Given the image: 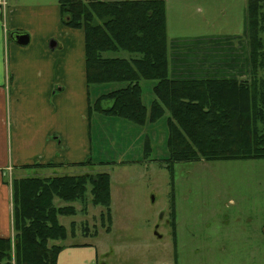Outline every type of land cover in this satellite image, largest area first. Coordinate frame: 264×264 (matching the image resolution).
Segmentation results:
<instances>
[{
    "label": "trees",
    "instance_id": "trees-1",
    "mask_svg": "<svg viewBox=\"0 0 264 264\" xmlns=\"http://www.w3.org/2000/svg\"><path fill=\"white\" fill-rule=\"evenodd\" d=\"M263 4L264 0H246L242 35L178 39L170 49L166 0H59L61 23L83 34L89 113L140 126L166 115L165 168L172 185L175 163L264 160V79L259 76L264 67ZM170 50L173 56L182 51L185 54L178 57L194 62L200 54L205 69L182 64L177 57L171 63ZM120 52L128 56H105ZM142 81L154 82L149 111L142 102ZM103 84L121 87L101 95L93 107L88 88ZM104 102L111 105L103 107ZM150 158L146 152L144 161ZM91 164L89 159L75 166ZM52 166L56 165H47ZM87 184L91 203L105 209L101 226L107 224L110 232L107 173L14 179L13 235L0 238V263L56 264L62 248L55 243L67 239L58 218L73 216L75 210L56 207L53 200L75 202L83 198Z\"/></svg>",
    "mask_w": 264,
    "mask_h": 264
},
{
    "label": "rangeland",
    "instance_id": "rangeland-1",
    "mask_svg": "<svg viewBox=\"0 0 264 264\" xmlns=\"http://www.w3.org/2000/svg\"><path fill=\"white\" fill-rule=\"evenodd\" d=\"M4 1L10 7H29L30 15L38 13L44 18L42 26L30 22L22 27L31 37L30 45L23 48L37 43L38 31L42 30L46 37L43 62L45 58L51 66L61 67L67 63L83 70L81 32L61 25L59 0ZM216 3H219L216 8H207L204 13L197 12L199 7L185 8L183 18L176 11L181 8V2H176L178 7L168 12L170 49L174 42L171 32L242 35L246 0ZM222 9L223 15L217 17L215 12L220 13ZM53 17L59 20V26ZM260 38L264 53V31ZM182 54L185 53L178 51L177 56H173L170 50L171 63L177 57L182 64L195 63L205 69L206 62L198 60L200 54L195 62L178 57ZM105 56L128 55L120 52ZM259 76L264 79V67ZM61 82L62 85L54 86L55 90L60 86L64 88L57 95L67 97L76 93L74 80L62 78ZM153 83L142 81L140 84L142 102L148 111L153 100ZM120 85L90 86V105L94 107L101 95ZM82 93L84 88L80 87L79 94ZM102 105L109 107L111 103ZM90 123L93 164L14 171V178L109 175L110 232H106L107 224L101 226L99 218L105 209L91 203V186L87 184L83 198L75 202L53 200L56 207L72 206L75 210L73 216H59L67 239L55 244L62 249L91 244L98 251L97 264H264V160L175 163L172 185L165 168L168 156L166 115L154 122L148 119L140 126L96 112L91 114ZM146 152L151 158L144 161ZM86 161L84 158L83 162ZM49 173L51 175H47ZM173 214L175 241L171 235Z\"/></svg>",
    "mask_w": 264,
    "mask_h": 264
},
{
    "label": "crops",
    "instance_id": "crops-1",
    "mask_svg": "<svg viewBox=\"0 0 264 264\" xmlns=\"http://www.w3.org/2000/svg\"><path fill=\"white\" fill-rule=\"evenodd\" d=\"M174 1L181 2V8L176 11L184 18L185 8L190 10L199 7L197 12L204 13L207 8H216L219 4L216 2L221 0ZM174 1L166 0L167 38L170 36L168 12L171 13L175 6L178 7ZM28 9L31 8L10 7L5 1L4 5L0 4V238L13 235L11 183L14 179H21L14 178L15 170L25 171L29 169L26 166L33 164L46 165L36 167L41 170L62 169L83 163L84 158L89 160L92 154L91 114L88 111L86 85L84 86V68L74 69L67 63L61 67L48 64L45 59L46 37L42 30L38 31V42H34V45L27 49L15 42V35L24 33L29 36L30 45L31 37L22 27L30 22L42 26L44 18L38 13L30 15ZM219 12H215L217 17L223 15V9ZM53 20L56 26H59V20L56 17H53ZM207 33L209 32H171V35L173 41L224 36ZM81 36L84 59L82 32ZM62 78L75 81V94L67 97H63V94L57 95L64 88L60 86L55 90L54 86L56 87L57 83L62 85ZM80 87L84 88L82 94H79ZM47 165L56 166L50 168ZM97 262L98 251L91 244L61 249L56 258V264Z\"/></svg>",
    "mask_w": 264,
    "mask_h": 264
},
{
    "label": "water",
    "instance_id": "water-1",
    "mask_svg": "<svg viewBox=\"0 0 264 264\" xmlns=\"http://www.w3.org/2000/svg\"><path fill=\"white\" fill-rule=\"evenodd\" d=\"M15 42L20 46H27L29 44V36L24 33L16 34Z\"/></svg>",
    "mask_w": 264,
    "mask_h": 264
},
{
    "label": "built area",
    "instance_id": "built-area-1",
    "mask_svg": "<svg viewBox=\"0 0 264 264\" xmlns=\"http://www.w3.org/2000/svg\"><path fill=\"white\" fill-rule=\"evenodd\" d=\"M0 4L1 5H4V0H0Z\"/></svg>",
    "mask_w": 264,
    "mask_h": 264
}]
</instances>
